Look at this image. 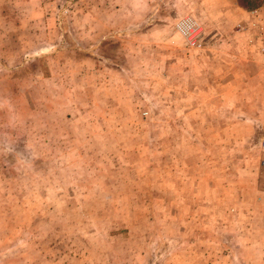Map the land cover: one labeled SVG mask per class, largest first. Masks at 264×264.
Wrapping results in <instances>:
<instances>
[{"label":"rangeland","instance_id":"374dc122","mask_svg":"<svg viewBox=\"0 0 264 264\" xmlns=\"http://www.w3.org/2000/svg\"><path fill=\"white\" fill-rule=\"evenodd\" d=\"M256 2L0 0V264H264Z\"/></svg>","mask_w":264,"mask_h":264},{"label":"built area","instance_id":"2783aa9c","mask_svg":"<svg viewBox=\"0 0 264 264\" xmlns=\"http://www.w3.org/2000/svg\"><path fill=\"white\" fill-rule=\"evenodd\" d=\"M244 18L235 24L237 32L244 34L252 50L264 56V0L244 12ZM262 125L264 127V117ZM258 146L264 151V133Z\"/></svg>","mask_w":264,"mask_h":264},{"label":"crops","instance_id":"0c3cea01","mask_svg":"<svg viewBox=\"0 0 264 264\" xmlns=\"http://www.w3.org/2000/svg\"><path fill=\"white\" fill-rule=\"evenodd\" d=\"M250 205H255L257 207L258 206L264 207V200L262 201L261 198H259V196H257L256 198L253 197L252 203H250ZM249 208H250V206H249ZM246 226H247L246 231H250V234L248 235L250 238H252V236H256L258 239L259 238L264 239V213H262V215H260V218H257V217L255 218L253 216L250 219L248 216V220L246 221Z\"/></svg>","mask_w":264,"mask_h":264},{"label":"trees","instance_id":"16d2710c","mask_svg":"<svg viewBox=\"0 0 264 264\" xmlns=\"http://www.w3.org/2000/svg\"><path fill=\"white\" fill-rule=\"evenodd\" d=\"M262 0H257V2L255 3V5L254 6H256V5H258V4H260V2H261ZM253 6V7H254Z\"/></svg>","mask_w":264,"mask_h":264}]
</instances>
